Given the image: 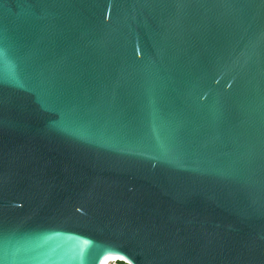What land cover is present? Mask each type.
<instances>
[{"label":"water","instance_id":"obj_1","mask_svg":"<svg viewBox=\"0 0 264 264\" xmlns=\"http://www.w3.org/2000/svg\"><path fill=\"white\" fill-rule=\"evenodd\" d=\"M109 256L264 264V0H0V264Z\"/></svg>","mask_w":264,"mask_h":264},{"label":"bare ground","instance_id":"obj_2","mask_svg":"<svg viewBox=\"0 0 264 264\" xmlns=\"http://www.w3.org/2000/svg\"><path fill=\"white\" fill-rule=\"evenodd\" d=\"M115 259H121V260H123V258H120V257H113V256H109L105 261H104V264H109L110 262H111V260H115Z\"/></svg>","mask_w":264,"mask_h":264},{"label":"trees","instance_id":"obj_3","mask_svg":"<svg viewBox=\"0 0 264 264\" xmlns=\"http://www.w3.org/2000/svg\"><path fill=\"white\" fill-rule=\"evenodd\" d=\"M111 264H127V263L122 260H117L115 263H111Z\"/></svg>","mask_w":264,"mask_h":264},{"label":"built area","instance_id":"obj_4","mask_svg":"<svg viewBox=\"0 0 264 264\" xmlns=\"http://www.w3.org/2000/svg\"><path fill=\"white\" fill-rule=\"evenodd\" d=\"M119 260V259H118ZM117 261V259H115V260H111V262L109 263V264H111V263H115ZM122 261H124V262H126L125 260H122ZM127 263V262H126ZM127 264H129V263H127Z\"/></svg>","mask_w":264,"mask_h":264}]
</instances>
